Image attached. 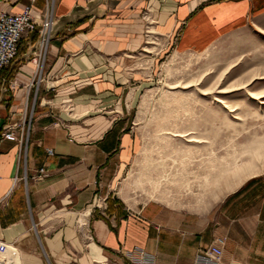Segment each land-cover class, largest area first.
Returning a JSON list of instances; mask_svg holds the SVG:
<instances>
[{"label":"crops","instance_id":"1","mask_svg":"<svg viewBox=\"0 0 264 264\" xmlns=\"http://www.w3.org/2000/svg\"><path fill=\"white\" fill-rule=\"evenodd\" d=\"M27 5L55 30L38 60L37 32L24 35L0 71V131L22 127L21 142L0 140V241L11 264H264V176L163 199L122 181L142 146L123 91L146 22L164 45L201 52L259 25L264 0H0L7 13ZM217 238L219 263L208 254Z\"/></svg>","mask_w":264,"mask_h":264},{"label":"rangeland","instance_id":"2","mask_svg":"<svg viewBox=\"0 0 264 264\" xmlns=\"http://www.w3.org/2000/svg\"><path fill=\"white\" fill-rule=\"evenodd\" d=\"M144 30L123 91L142 144L124 185L163 199L264 176V19L201 52L164 45L154 22Z\"/></svg>","mask_w":264,"mask_h":264},{"label":"built area","instance_id":"3","mask_svg":"<svg viewBox=\"0 0 264 264\" xmlns=\"http://www.w3.org/2000/svg\"><path fill=\"white\" fill-rule=\"evenodd\" d=\"M54 30L52 16L46 13L41 22L37 24L31 13L30 5L25 6L22 11L17 13H7L0 10V71L16 59L22 37L34 31L37 32L36 57L34 60H38L45 52ZM21 130L22 127L17 124H6L0 131V140L21 142ZM47 153L49 155L53 154L52 149H47ZM40 170L43 171V169ZM103 203L104 199L99 197L93 200V206L96 208H102ZM223 244L224 238H217L208 249L210 258L216 263L220 262ZM8 246V244L0 241V258L4 264H11V260L2 254V251L7 249ZM139 264H144L143 258H141Z\"/></svg>","mask_w":264,"mask_h":264},{"label":"bare ground","instance_id":"4","mask_svg":"<svg viewBox=\"0 0 264 264\" xmlns=\"http://www.w3.org/2000/svg\"><path fill=\"white\" fill-rule=\"evenodd\" d=\"M9 252H11V251H10V246H8L7 249L3 250V251H2V254H3L4 256H8V255H9Z\"/></svg>","mask_w":264,"mask_h":264}]
</instances>
